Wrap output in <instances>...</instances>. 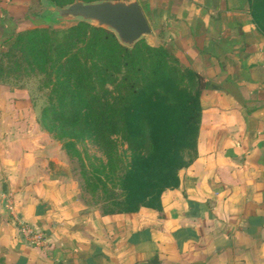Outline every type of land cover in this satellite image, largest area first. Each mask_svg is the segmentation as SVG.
Wrapping results in <instances>:
<instances>
[{
    "label": "crops",
    "instance_id": "0c3cea01",
    "mask_svg": "<svg viewBox=\"0 0 264 264\" xmlns=\"http://www.w3.org/2000/svg\"><path fill=\"white\" fill-rule=\"evenodd\" d=\"M248 7L247 0L146 5L148 23L171 26L166 47L205 81L196 158L159 209L88 212L64 154L42 133L24 130L28 137L15 143L19 132L5 137L0 264H264V35ZM0 8L8 11L4 0ZM20 223L45 243H32Z\"/></svg>",
    "mask_w": 264,
    "mask_h": 264
},
{
    "label": "trees",
    "instance_id": "16d2710c",
    "mask_svg": "<svg viewBox=\"0 0 264 264\" xmlns=\"http://www.w3.org/2000/svg\"><path fill=\"white\" fill-rule=\"evenodd\" d=\"M47 1L63 7L74 0ZM247 2L252 24L264 35V0ZM0 26L6 37L0 83L41 77L48 90L39 119L45 132L66 142V151L78 142L93 143L110 168L120 158L117 141L125 146L123 195L112 199L118 211L107 214L159 209L162 194L178 186L179 172L196 158L204 77L183 70L162 46L142 39L129 50L112 33L86 23L22 25L16 31L5 20Z\"/></svg>",
    "mask_w": 264,
    "mask_h": 264
},
{
    "label": "rangeland",
    "instance_id": "374dc122",
    "mask_svg": "<svg viewBox=\"0 0 264 264\" xmlns=\"http://www.w3.org/2000/svg\"><path fill=\"white\" fill-rule=\"evenodd\" d=\"M8 11L0 8V25L5 20L14 23L16 31L23 30L22 25L39 27L44 24L38 18L44 14L46 8L37 0H4ZM145 17L146 5L149 0H137ZM3 11V12H2ZM2 22V23H1ZM75 22H61L54 26L69 27ZM152 37L143 39L149 46H162L169 52L167 46L169 40V29L171 26L163 22L157 24L148 23ZM1 27V26H0ZM10 30V28H7ZM6 37L0 34V49L5 47ZM182 69L185 70L184 66ZM48 90L41 85V77L34 76L24 78L20 82L13 80L10 83H0V145L6 136L14 133H22L23 136L14 135L10 143L26 139L25 133L30 135L35 131L42 133L46 142L64 154L68 172L77 186V200L88 212L97 214L114 213L118 208L113 205L112 199H120L123 195L120 180L123 167L128 161V153L125 146L117 141L116 154L120 158L113 159V167L108 166L106 157L99 147L89 141L75 143L73 149L66 151L62 142L45 132L39 125L42 109L48 102ZM24 130L26 131L25 133ZM32 135V134H31ZM25 137V138H24ZM32 137V136H31ZM28 138V139H31ZM17 141V142H18ZM29 143V141H27Z\"/></svg>",
    "mask_w": 264,
    "mask_h": 264
},
{
    "label": "water",
    "instance_id": "95a60500",
    "mask_svg": "<svg viewBox=\"0 0 264 264\" xmlns=\"http://www.w3.org/2000/svg\"><path fill=\"white\" fill-rule=\"evenodd\" d=\"M46 11L38 19L55 25L61 22H82L112 33L117 42L131 50L142 39L151 38L152 31L137 0H74L57 7L41 1Z\"/></svg>",
    "mask_w": 264,
    "mask_h": 264
},
{
    "label": "built area",
    "instance_id": "2783aa9c",
    "mask_svg": "<svg viewBox=\"0 0 264 264\" xmlns=\"http://www.w3.org/2000/svg\"><path fill=\"white\" fill-rule=\"evenodd\" d=\"M20 230L27 239L37 246H42L45 243L42 233L30 228L28 225L20 223Z\"/></svg>",
    "mask_w": 264,
    "mask_h": 264
}]
</instances>
